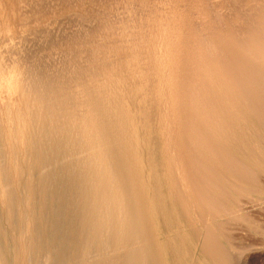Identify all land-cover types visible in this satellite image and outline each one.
<instances>
[{"label":"bare ground","instance_id":"obj_1","mask_svg":"<svg viewBox=\"0 0 264 264\" xmlns=\"http://www.w3.org/2000/svg\"><path fill=\"white\" fill-rule=\"evenodd\" d=\"M262 175L264 0H0V264H238Z\"/></svg>","mask_w":264,"mask_h":264},{"label":"rangeland","instance_id":"obj_2","mask_svg":"<svg viewBox=\"0 0 264 264\" xmlns=\"http://www.w3.org/2000/svg\"><path fill=\"white\" fill-rule=\"evenodd\" d=\"M260 181H261L260 183L263 185L262 187L264 190V175H262V177L260 176ZM250 197H252L251 200L253 203L250 205H246L245 206L246 208L244 207L242 211H243V214L245 215L246 218H248L249 220H252L253 224H251V226H248L247 224H244L242 222L234 221V223L232 224L233 221H231V222L229 221L230 224H228V226L226 227L225 233L227 236L230 235L229 237H232V240L230 239V243L232 244V242H233V244H234V245H232L233 248H235V249L237 248L236 250H238V247L240 246L241 250L240 249L239 250L242 253L243 252L246 253V254L243 253L244 255L241 258V262L238 264H264V194H261L258 196L253 195ZM255 198H258V199L255 200ZM260 199H262V200H260ZM254 202H256L257 204ZM254 204H256L257 206L256 205L254 206ZM166 205H168V204H166ZM172 213H173V210L170 207V210L168 209V214H169L168 215L169 217L167 218L168 221L165 222L163 219L164 217L161 215H160L161 219L158 216L157 217L158 220H156V223L158 221L156 238H157V241L164 246H166L169 243V239L177 238V240H181L185 236V232L183 233V229L181 227L183 223L175 221L174 217H172V216H174V214L172 215ZM172 219H173V221H172ZM175 222H177L179 224H177ZM237 223L238 224L241 223V224H239L240 226ZM255 223H257V224H255ZM232 225L233 226L236 225L235 226L236 228L235 227L232 228ZM251 227H253V229ZM256 230H258V232ZM165 237H167V238H165ZM165 241H167V242L165 243ZM237 244L239 246H237ZM249 244L250 245L252 244V245L250 246ZM246 246L249 249L246 248ZM195 247H194V249H195L194 251L191 249L189 250L191 253L194 254L193 258L185 257L183 260H181V264H184V263H186V264L187 263L188 264H197V263L200 264V261H201L200 257H199L200 255H198L199 254V251H198L199 247H197V246H195ZM251 247H252V249H251ZM244 248H246V250H244ZM171 250H172L171 246H170V248H168V249L166 248V250H164V253L166 254L167 263L168 264H180V260L176 261L174 259V255L172 257L173 250H172V254L170 252ZM190 259H191V261H189ZM239 261H240V259L238 260V262Z\"/></svg>","mask_w":264,"mask_h":264}]
</instances>
